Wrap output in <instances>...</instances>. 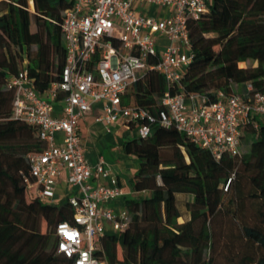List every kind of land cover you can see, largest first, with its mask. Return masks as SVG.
Here are the masks:
<instances>
[{
    "label": "trees",
    "instance_id": "16d2710c",
    "mask_svg": "<svg viewBox=\"0 0 264 264\" xmlns=\"http://www.w3.org/2000/svg\"><path fill=\"white\" fill-rule=\"evenodd\" d=\"M69 7V0H0V264H70L56 252L54 233L60 223L73 224V210L67 201L43 203L29 187L27 157L43 144L38 129L14 120L8 86L22 71L39 93L59 80L65 64L61 23ZM208 8L187 23L193 58L185 92L245 94L251 83L264 94V0H210ZM167 91L177 89L147 72L126 105L157 117ZM121 146L138 162L131 184L143 196L124 201L127 229L101 239L105 264H218L216 247L230 225L239 230L241 249L225 263L264 264V125H245L240 152L220 160L159 123L148 138L128 136ZM178 194L192 196L187 218L178 209ZM248 203L258 224L244 220Z\"/></svg>",
    "mask_w": 264,
    "mask_h": 264
},
{
    "label": "built area",
    "instance_id": "2783aa9c",
    "mask_svg": "<svg viewBox=\"0 0 264 264\" xmlns=\"http://www.w3.org/2000/svg\"><path fill=\"white\" fill-rule=\"evenodd\" d=\"M61 32L65 64L57 82L39 93L26 71L8 79L13 90L16 121L38 129L43 148L31 152L33 187L40 200H57L62 180L73 210V224L55 229V250L70 264H105L101 239L119 235L130 222L125 207L112 203L124 198L122 185L105 160L91 164L86 158L80 122L99 111L95 121L110 132L121 125L131 137L146 139L154 123L174 127L216 159L240 152L241 133L249 122L264 125V94L251 83L245 94L186 93L184 74L193 49L187 23L208 12L210 0H69ZM162 6L171 11L164 19L139 14L135 4ZM165 40V44L163 41ZM147 72L161 75L168 86L162 97L165 110L157 117L126 105L132 87ZM64 175V177H63ZM67 225L69 238L60 232ZM62 245H64L62 249ZM87 254L84 260L82 254Z\"/></svg>",
    "mask_w": 264,
    "mask_h": 264
},
{
    "label": "crops",
    "instance_id": "0c3cea01",
    "mask_svg": "<svg viewBox=\"0 0 264 264\" xmlns=\"http://www.w3.org/2000/svg\"><path fill=\"white\" fill-rule=\"evenodd\" d=\"M134 8L141 15L154 16L159 19L167 18L171 14L169 9L147 3H137ZM163 43L165 44V40ZM98 113L99 111H93L85 115L80 122V135L88 161L93 165L98 158H103L111 174L118 177L125 199L116 200L112 205L121 208L124 207L126 199L139 197V194L133 191L131 184V178L138 169V162L122 150V142L129 136V132L121 125H114L110 132L106 131L103 125L95 121ZM69 192V188L62 180L58 186L59 199L63 198L64 201L65 195Z\"/></svg>",
    "mask_w": 264,
    "mask_h": 264
},
{
    "label": "rangeland",
    "instance_id": "374dc122",
    "mask_svg": "<svg viewBox=\"0 0 264 264\" xmlns=\"http://www.w3.org/2000/svg\"><path fill=\"white\" fill-rule=\"evenodd\" d=\"M30 10L33 11V5L31 3H30ZM249 65H252V63L248 64L246 66H249ZM242 67H244V65ZM130 132L131 131L129 130V136L131 137ZM247 150H248V145L243 143L242 148H241V153H245ZM139 196H143V195L139 194ZM191 201H192V196L189 194H178L177 195V206H178V209H179L181 215L183 216V218H185V216L186 217L188 216L187 205ZM63 202H65V201H63V198L53 200V201L52 200H43V203H45V204H53V205H58V206L60 204H62ZM244 215H245L244 220L249 225H255V224L259 223V219L256 216V209H255V207L251 206L249 203L247 204L246 211H245ZM228 228H229V230H228ZM225 232H226V236L221 239L219 245L216 247L217 252H218V258H217L218 264H226L224 257H227L230 253H232V251H233V253L239 254L240 249H241V246H240L241 242H240L239 238L237 239V236H239L238 228L234 227V226L232 227L231 225L226 226ZM231 236L235 237L236 239L234 240ZM226 245H228V246H226Z\"/></svg>",
    "mask_w": 264,
    "mask_h": 264
},
{
    "label": "clouds",
    "instance_id": "9594fccd",
    "mask_svg": "<svg viewBox=\"0 0 264 264\" xmlns=\"http://www.w3.org/2000/svg\"><path fill=\"white\" fill-rule=\"evenodd\" d=\"M60 232L63 233L64 235L68 236L69 238H71V237L74 235V233H69V232H68V230H67V225H61V227H60ZM61 247H62V249H63L64 245H62ZM82 255H83V257H84V260H87V254L84 253V254H82ZM80 264H84V261L82 260V261L80 262ZM92 264H94V262H92Z\"/></svg>",
    "mask_w": 264,
    "mask_h": 264
}]
</instances>
